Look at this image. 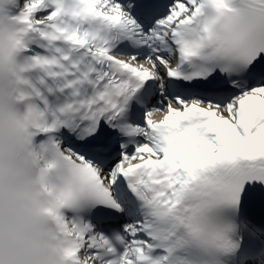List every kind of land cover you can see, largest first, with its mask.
<instances>
[{
	"label": "snow or ice",
	"instance_id": "1",
	"mask_svg": "<svg viewBox=\"0 0 264 264\" xmlns=\"http://www.w3.org/2000/svg\"><path fill=\"white\" fill-rule=\"evenodd\" d=\"M0 264H264V0H0Z\"/></svg>",
	"mask_w": 264,
	"mask_h": 264
}]
</instances>
